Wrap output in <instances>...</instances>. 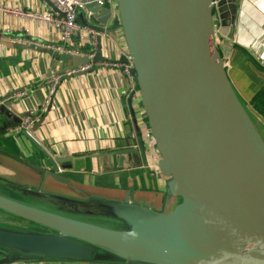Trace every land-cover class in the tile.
I'll return each instance as SVG.
<instances>
[{
  "label": "water",
  "instance_id": "1",
  "mask_svg": "<svg viewBox=\"0 0 264 264\" xmlns=\"http://www.w3.org/2000/svg\"><path fill=\"white\" fill-rule=\"evenodd\" d=\"M113 0L133 62L140 104L160 155L158 169L180 201L164 213L135 201L101 197L75 203L100 205L120 229H109L0 195V210L45 228V233L0 228V264L29 259L116 264H264V139L238 98L216 45L215 6L234 18L241 0ZM100 25L112 10L89 2ZM66 72L104 58L63 53ZM90 70L93 68H89ZM52 76L48 75V77ZM62 80H59V83ZM58 83V85H59ZM130 100V99H129ZM51 107V100L47 110ZM1 109V108H0ZM29 115V114H28ZM131 115L135 120L134 111ZM41 117L34 130L41 124ZM20 120H18V123ZM133 149L115 150L119 165ZM34 165L41 180L68 184L57 164ZM47 197L43 190L18 186Z\"/></svg>",
  "mask_w": 264,
  "mask_h": 264
},
{
  "label": "crops",
  "instance_id": "2",
  "mask_svg": "<svg viewBox=\"0 0 264 264\" xmlns=\"http://www.w3.org/2000/svg\"><path fill=\"white\" fill-rule=\"evenodd\" d=\"M104 7L112 10L104 25L87 7L77 12L79 24L105 27L107 35L97 39L104 60L59 73L72 61L60 60L63 52L54 48L89 54L93 51L91 35L81 31L63 40L50 23L11 11L18 8L25 13L45 12L50 9L47 0H0V195L101 227L120 229L122 225L114 219L101 216L105 215L102 206L67 201L58 193L113 201L123 200L127 193L135 201L164 213L170 212L180 199L169 193V179L158 169L160 155L140 99L126 97L127 77L114 66L126 51L125 40L118 15L112 9L114 3ZM213 20L227 76L264 139V116L251 104L264 87V0H241L233 19L228 8L220 12L215 6ZM54 78L57 82L49 95L50 80ZM31 116H38L36 121L43 117L35 130L36 121L28 128L14 130ZM121 149L134 151L124 155L120 166L118 155L112 152ZM62 157L71 158L67 163L71 168L57 164L56 173L68 178L69 183L50 177L46 182L41 180L34 165L45 168L48 159ZM18 186L41 188L47 197L24 193ZM0 221L41 227L1 210ZM11 264L116 263L36 258Z\"/></svg>",
  "mask_w": 264,
  "mask_h": 264
},
{
  "label": "built area",
  "instance_id": "3",
  "mask_svg": "<svg viewBox=\"0 0 264 264\" xmlns=\"http://www.w3.org/2000/svg\"><path fill=\"white\" fill-rule=\"evenodd\" d=\"M91 1L97 3L99 7H104L106 4L112 3L113 0H91ZM47 2L50 4V9L45 12L25 13V12H22L18 8H14L11 11L17 15H26L35 20L50 23L51 25H53V27L56 30L60 32L63 40H70L73 36L77 34L79 35L81 31H83L86 34L91 35V37L93 38V41H92L93 51L89 54H83V53H80L77 51H71L68 49L65 50L60 47L54 48L56 51H61L63 53H68V54L86 56L89 59H91L98 49L97 39L99 37L106 36L107 31L105 27L99 28L96 26H92L88 23L81 25L77 22L78 10H81V9L85 10L86 4L89 3V1L87 0H47ZM216 2L217 0L213 1L214 5L216 4ZM114 66L121 68V71L127 77L129 86H128V91L126 93V97L130 100L131 98L132 99L139 98V92H138V87L136 84L135 75L131 72V70L133 69V62L131 60V57L127 49L126 51L122 52L120 60L116 64H114ZM56 82H57V78L50 80L51 89L49 91V95L53 93V89H54V86L56 85ZM47 102H48V98L46 100V103ZM37 118L38 116H31V117L24 118L21 121V123L15 127L14 130L19 131L20 129L30 127L31 124L35 122Z\"/></svg>",
  "mask_w": 264,
  "mask_h": 264
},
{
  "label": "rangeland",
  "instance_id": "4",
  "mask_svg": "<svg viewBox=\"0 0 264 264\" xmlns=\"http://www.w3.org/2000/svg\"><path fill=\"white\" fill-rule=\"evenodd\" d=\"M3 211V210H1ZM5 212V211H3ZM28 222V221H26ZM0 227H7L6 229H14V230H21V231H32V232H43V230L45 231V228H41V227H37L31 223H25V222H20L19 224L17 225H11V223H5V222H2L0 221Z\"/></svg>",
  "mask_w": 264,
  "mask_h": 264
},
{
  "label": "trees",
  "instance_id": "5",
  "mask_svg": "<svg viewBox=\"0 0 264 264\" xmlns=\"http://www.w3.org/2000/svg\"><path fill=\"white\" fill-rule=\"evenodd\" d=\"M251 104L264 116V87L254 95Z\"/></svg>",
  "mask_w": 264,
  "mask_h": 264
}]
</instances>
